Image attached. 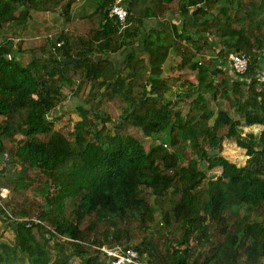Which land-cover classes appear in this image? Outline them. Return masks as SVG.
I'll list each match as a JSON object with an SVG mask.
<instances>
[{"label":"trees","instance_id":"16d2710c","mask_svg":"<svg viewBox=\"0 0 264 264\" xmlns=\"http://www.w3.org/2000/svg\"><path fill=\"white\" fill-rule=\"evenodd\" d=\"M222 1L198 8L205 20L195 35L150 32L149 65L129 50L118 66L106 54L137 44L144 19L186 13L187 3L128 0L133 22L120 32L109 16L113 0H84L89 12H75L78 0H0V165L21 167L14 177L0 173V188L10 189L15 217L40 220L9 219L16 236L0 243V264H71L75 256L106 264L104 246L132 247L146 264H264V0ZM47 14L66 26L50 30ZM18 27L42 39L24 46L2 37ZM216 38L224 50L205 59ZM169 47L181 51V72L160 78ZM232 52L249 56L246 72L232 70ZM195 84L180 108L173 88ZM65 86L79 99L73 140L55 126ZM108 101L122 122L111 120ZM128 124L159 141L147 148ZM253 126L258 133L245 132ZM226 141L246 150L244 164L221 154ZM72 157L93 173L88 184L52 180L53 168ZM216 167L221 174L210 175ZM36 181L49 184L43 199L29 192Z\"/></svg>","mask_w":264,"mask_h":264},{"label":"rangeland","instance_id":"374dc122","mask_svg":"<svg viewBox=\"0 0 264 264\" xmlns=\"http://www.w3.org/2000/svg\"><path fill=\"white\" fill-rule=\"evenodd\" d=\"M47 18L49 21L48 22L49 26L51 28L50 30H53V28L62 29L66 26L63 23V21L58 20V22H56L57 18L54 15H48ZM34 29L32 31L29 30L26 34H24L19 27L16 28V30H14L12 28L11 30H8L7 32H5V34L2 35V37L5 38L6 36H9V35L16 36V38H17L16 41H18L19 39L22 38V40H24L23 41L25 44L24 46H27V45L31 44V42H33V40H34V42H36V41H39L42 39V37H41L42 35L40 33H35ZM42 31L45 32L46 30L43 29ZM15 33H18V34L14 35ZM29 56H30V52L28 51V52H26V54H24V57H22L23 62L26 63ZM63 91H64V94L62 97V101L57 106L56 111H55V114H58V116L55 117V119H56L55 120V126L61 132H63L68 138L73 140L74 139L73 131L75 128V124L78 120L81 119V116L77 112V109H76L77 105L79 104V99L73 94L72 90L66 86L64 87ZM173 98H174V101H179V103H181V105H179L180 108H183V109L187 108V105H185V104L188 101L186 100L185 97H182L179 94V96L174 95ZM105 107H106L105 108L106 111L108 112V114L111 117V120L113 122L120 118L121 109L118 107V105L114 101H108L106 103ZM233 114L236 115L237 113L233 112ZM90 117H91V120L98 122L99 127L102 126L103 122H102V119L100 117L93 115V114ZM120 120L121 119H119V122H122V120L121 121ZM113 122H110V124H112ZM126 130L128 133H132L135 136L139 137L142 140V142L147 146V148H149L150 145L159 141V139L155 140L154 138L144 136V134H142L141 130L136 126H132V125L128 124V126L126 127ZM248 130H253L254 132L258 133L260 130V127H257L255 129L254 128L250 129L249 127H245V132ZM18 136H21V135H18ZM221 154H223L224 156L229 158L232 162H235L239 165L244 164L246 159H247L246 150L244 148L239 147L237 145V143L233 142V141H230V142L226 141L224 143V148H223V151L221 152ZM20 169H21L20 165L15 164V166L11 168V171L13 174L14 173L16 174V173L20 172ZM221 171H222L221 167H216V168L210 170L209 174L210 175H219V174H221ZM54 172H55V174L53 175V177L55 180H59V179L60 180H67V181L81 180L83 183L88 184L89 181L92 180V178H93V173L89 172L88 170L86 171L85 166H83L80 159H78L76 157L69 158L66 163L59 166L56 169V171H53V173ZM55 180H54V182H55ZM48 188H49V184H43V183L36 181L30 185L29 192L31 195L38 196V198L43 199V195L46 194V192L48 191ZM158 218L160 219V216H158ZM2 219L4 222L5 221L8 222V223H6L7 224L6 227H9V230H11L12 228H11V225L9 222L10 220H5L4 217H2ZM10 233H12V232H10ZM1 235H2L1 239L9 240L10 242H14V240L10 238L12 235L8 236L7 234H5V232H2ZM102 258H104V257H102ZM104 260H105L106 264H112L109 258H104ZM143 260L146 262L147 257H145ZM79 262H81V259L78 256H75L73 258L71 264H78ZM145 262H143V264H146Z\"/></svg>","mask_w":264,"mask_h":264},{"label":"crops","instance_id":"0c3cea01","mask_svg":"<svg viewBox=\"0 0 264 264\" xmlns=\"http://www.w3.org/2000/svg\"><path fill=\"white\" fill-rule=\"evenodd\" d=\"M179 1H181L182 3H187L186 13L181 12V10L179 9L176 12L168 11L164 14H158L156 16H152V17L144 19L143 24L140 28V37L137 41V44H135L131 48L125 47L121 51H119L117 54L107 53L106 56H111L112 58H114L116 61V64L119 66L124 55L129 50H132L135 52H142V54H143V50H144L143 42L145 40V37L150 32H153V31L160 30L162 32V34H164V36L169 35L172 38H174V40L178 39V37H181V36L182 37H188L191 35H195L193 33H194V30H196V25L198 23H202L205 20V16L202 15V13L197 12L198 8H200V7L196 6L195 4H191L193 2V0H179ZM231 1H234V0H231ZM222 2H227V0H223ZM83 3H84V0H78L77 4L74 7L75 12H81V11L89 12L90 10H92V8H90L89 11L83 10L82 9ZM218 9H220V7H216L215 9H213L211 14L216 15L218 12ZM233 11H235V8L232 6L230 9V13ZM47 15H50V14H47ZM229 38L231 41H236L237 36H230ZM214 41L217 43V44H215L214 42L212 43V45L214 46L213 48H215V50L212 52H208L204 56L205 59H210V58L217 59L218 57L216 56V52L221 51V49L224 50L223 49L224 47L222 46L223 44H222V41L220 38H216ZM165 50H166L165 46L159 45L157 47V52H159V53L164 52ZM225 50H226V48H225ZM167 52H168V55H167L165 61L159 65L160 68L162 69V72L160 74V78H167L168 76H170L172 74L175 75V74L181 72L179 70L181 68L180 66H182V64H183L182 63L183 57H182L181 51L179 49H177L176 47H169ZM142 57L145 59L146 63L149 65L150 64L149 54L144 53L142 55ZM199 61L201 63L205 62L204 59H200ZM198 89H199L198 84H195L190 88L180 87L177 85L173 88V90H174L173 96L174 95L179 96V94H180L182 97H188L189 95H191V94L193 95L194 93H196ZM257 127H259V126H253V127H249V128L255 129ZM248 131H250V130H248ZM4 155H5V158H4V160H5L7 158V154H4ZM1 161H3V160L1 159ZM62 164H64V163H62ZM3 165L7 166V169L5 172V174L7 176L14 177L18 174V173L13 174L11 171V168L15 166V163H9V164L4 163V164L0 165V168H2ZM58 167H54L53 171H56V169ZM54 174H55V172L52 173V175H51L53 181L55 180L53 177ZM55 181H60V180H55ZM1 188H7V187H1ZM2 217H4L5 220L11 219L12 221H15L14 225H17V221H19V220H16L13 217H10L6 214L1 215V217H0V233L2 234V232H5V234H7L8 236L12 235L10 238L15 240V236H16L15 231L13 229L9 230V227H6V225H7L6 223H8V222H6V221L4 222ZM9 231L12 233H10ZM1 234H0V243H8V244L13 243V242H10L9 240L1 239V237H2Z\"/></svg>","mask_w":264,"mask_h":264},{"label":"built area","instance_id":"2783aa9c","mask_svg":"<svg viewBox=\"0 0 264 264\" xmlns=\"http://www.w3.org/2000/svg\"><path fill=\"white\" fill-rule=\"evenodd\" d=\"M207 0H197L196 6L204 7ZM109 16L119 22V31L122 32L133 22V19L130 18L128 10V0H113V4L109 10ZM232 70L236 73H244L248 70L250 58L245 53H236L232 52L229 55ZM10 198V189L0 188V207L5 212L6 215L13 217L19 221H26L27 226L28 222H40L36 217L33 218H16L13 216L10 207L7 205V200ZM112 264H143L140 259L139 252L132 247H121L116 246L113 248L102 247Z\"/></svg>","mask_w":264,"mask_h":264},{"label":"water","instance_id":"95a60500","mask_svg":"<svg viewBox=\"0 0 264 264\" xmlns=\"http://www.w3.org/2000/svg\"><path fill=\"white\" fill-rule=\"evenodd\" d=\"M78 60H79V58H77V57L74 58V59H68V58L65 59L66 62H72L74 64H76ZM214 153H216V151H210V154H214ZM4 158H5V155L2 154L1 159L4 160ZM6 169H7V166L6 165H3V167L0 168V173H5L6 172ZM218 177H220V176H218Z\"/></svg>","mask_w":264,"mask_h":264}]
</instances>
